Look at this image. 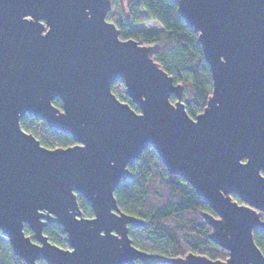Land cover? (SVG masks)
Here are the masks:
<instances>
[{
    "label": "water",
    "instance_id": "1",
    "mask_svg": "<svg viewBox=\"0 0 264 264\" xmlns=\"http://www.w3.org/2000/svg\"><path fill=\"white\" fill-rule=\"evenodd\" d=\"M174 1L213 80L195 118L155 47L120 39L113 0H0V231L26 264H264L253 234L264 232V0ZM120 80L139 113L113 93ZM26 115L76 144L44 147L21 127ZM150 146L216 214L203 217L226 260L133 245L129 226L145 222L120 210L115 190ZM49 224L69 248L50 242Z\"/></svg>",
    "mask_w": 264,
    "mask_h": 264
},
{
    "label": "trees",
    "instance_id": "2",
    "mask_svg": "<svg viewBox=\"0 0 264 264\" xmlns=\"http://www.w3.org/2000/svg\"><path fill=\"white\" fill-rule=\"evenodd\" d=\"M107 20L119 29L120 39H134L142 45L155 47L154 60L173 78L175 85H182L183 102L190 117L195 118L204 110L213 90L211 71L198 41L199 34L186 24L174 0H113V9ZM144 21L158 22L162 29L145 32L132 28L134 23ZM125 90L123 80L112 85L113 93L139 113L138 106ZM176 100L172 95L170 101L174 103ZM53 104L62 108L60 99H55ZM21 127L50 149L76 144L71 135L51 129L44 120L34 116L23 117ZM129 169L132 177L121 181L115 197L122 212L145 222L143 226H129L134 246L170 258L184 257L189 253L214 260L228 258V251L210 239L212 228L203 217L205 213L216 214L186 180L169 173L152 146L146 148ZM77 197L84 216L93 217L91 205L80 194ZM232 198L242 203L238 196L232 195ZM25 233L33 239L27 226ZM44 234L53 244L69 248L61 226L49 224ZM253 234L264 255V232L255 230ZM0 264H26L14 254L9 239L1 231ZM38 264L47 263L39 261ZM137 264L165 263L150 259L137 261Z\"/></svg>",
    "mask_w": 264,
    "mask_h": 264
},
{
    "label": "rangeland",
    "instance_id": "3",
    "mask_svg": "<svg viewBox=\"0 0 264 264\" xmlns=\"http://www.w3.org/2000/svg\"><path fill=\"white\" fill-rule=\"evenodd\" d=\"M132 28L145 32H155L161 30L162 26L155 21H144V22L134 23L132 25Z\"/></svg>",
    "mask_w": 264,
    "mask_h": 264
}]
</instances>
